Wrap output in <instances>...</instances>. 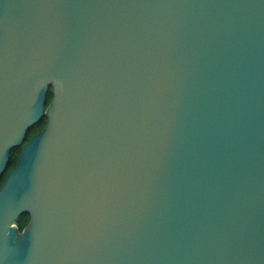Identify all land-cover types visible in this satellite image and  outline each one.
Segmentation results:
<instances>
[{
  "label": "water",
  "instance_id": "obj_1",
  "mask_svg": "<svg viewBox=\"0 0 264 264\" xmlns=\"http://www.w3.org/2000/svg\"><path fill=\"white\" fill-rule=\"evenodd\" d=\"M15 144L0 264H264V0H0Z\"/></svg>",
  "mask_w": 264,
  "mask_h": 264
},
{
  "label": "trees",
  "instance_id": "obj_2",
  "mask_svg": "<svg viewBox=\"0 0 264 264\" xmlns=\"http://www.w3.org/2000/svg\"><path fill=\"white\" fill-rule=\"evenodd\" d=\"M51 97H52L51 84L48 83L46 84L45 93H44V107L47 106ZM45 122H46V114L42 113L35 121H33L29 126L26 127L22 142L26 141L34 132L42 128ZM19 149H20V144H15L8 148L5 166L2 172L0 173V183L3 180L6 171L13 167L15 159L19 153ZM29 217H30L29 212L26 210H22L17 214L14 221L17 230L22 229L23 226L26 225L27 221L29 220Z\"/></svg>",
  "mask_w": 264,
  "mask_h": 264
},
{
  "label": "flooded vegetation",
  "instance_id": "obj_3",
  "mask_svg": "<svg viewBox=\"0 0 264 264\" xmlns=\"http://www.w3.org/2000/svg\"><path fill=\"white\" fill-rule=\"evenodd\" d=\"M28 221H29V220H28ZM28 221H27V223H28ZM27 223H26V224H27ZM24 226H25V225H24ZM20 230H21V229H20ZM18 231H19V230H18Z\"/></svg>",
  "mask_w": 264,
  "mask_h": 264
},
{
  "label": "rangeland",
  "instance_id": "obj_4",
  "mask_svg": "<svg viewBox=\"0 0 264 264\" xmlns=\"http://www.w3.org/2000/svg\"><path fill=\"white\" fill-rule=\"evenodd\" d=\"M16 234H19V232H16Z\"/></svg>",
  "mask_w": 264,
  "mask_h": 264
}]
</instances>
